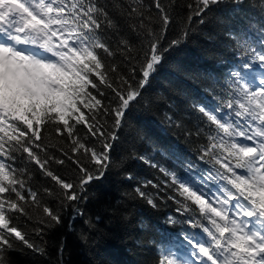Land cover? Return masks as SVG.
<instances>
[{"label": "snow or ice", "instance_id": "obj_1", "mask_svg": "<svg viewBox=\"0 0 264 264\" xmlns=\"http://www.w3.org/2000/svg\"><path fill=\"white\" fill-rule=\"evenodd\" d=\"M221 2L189 3L187 23L196 16L203 24L201 14ZM153 3L158 10L155 17L145 15L143 0H132L126 8L122 3L111 4L119 16L136 19L129 27L140 44L137 48L128 38L120 37L114 49L108 33L119 36L120 24L99 0H0V264H12L7 253L16 250L17 242L33 253L46 255V249L14 223L22 217L31 219L33 207L42 209L39 223L46 227L62 221L59 211L42 203L38 192L21 178L26 169L13 167L11 162L18 153H26L59 188V192L51 188L43 192L57 198L62 207L83 199L86 186L98 178L90 166L99 176L109 167L117 139L115 129L121 127L125 110L140 97L167 51L161 48V40L172 22L171 5L165 6L162 0ZM153 23L159 28H153ZM187 23L181 38L172 40L169 47L187 37ZM237 46L244 47L250 57L244 69H252V62L264 69V46L258 50L239 41ZM133 51L139 57L138 81L135 67L129 78L111 59L117 52L125 60L136 59ZM232 76V90L219 106L193 105L209 128L200 159L207 158L213 166L215 175L209 172L207 179L219 183L217 190L209 194L203 190V180H182L175 172L160 169L170 178L165 182L173 190L169 199L180 205L177 211L198 214L200 220L188 223L201 228L207 240L185 236L191 244V258L162 252L159 264H264V74L249 78L237 71ZM257 80L259 86H254ZM105 90L113 94L107 103L103 102ZM225 109L229 111L225 113ZM105 117L111 118L112 131L105 127ZM80 125L87 129L84 137L77 134ZM50 127L71 140L73 155L63 147L44 143V133ZM89 135L95 141L91 145L86 143ZM51 148H57L76 167L78 183L51 170L50 162L65 163V159L49 154ZM135 191L156 206L145 192ZM169 222L174 221L169 218ZM33 231L40 236L44 229Z\"/></svg>", "mask_w": 264, "mask_h": 264}, {"label": "trees", "instance_id": "obj_2", "mask_svg": "<svg viewBox=\"0 0 264 264\" xmlns=\"http://www.w3.org/2000/svg\"><path fill=\"white\" fill-rule=\"evenodd\" d=\"M99 3L108 7L120 24L119 36L108 33L110 45L115 49L120 37H125L139 48V40L129 27L136 19L119 16L111 7L112 3H122L126 8L132 0H99ZM162 3L171 5L168 11L172 22L161 40V48L167 51L141 89L140 97L125 110L121 127L115 129L117 139L113 141L104 175L99 176L90 166L98 178L86 186L84 198L62 207L57 198L43 192L44 188L59 192V188L54 187V182L39 171L26 153H18V158L11 162L17 169H26L21 178L38 192L42 203L59 211L62 217L60 225L46 227L39 223L42 209L33 207L31 219L22 217L14 221L31 241L46 249V255L33 253L17 242L16 250L7 253L12 264H159L162 252L191 249L185 236L195 240L205 235L201 228L188 223L190 219L200 220L198 214L177 211L180 205L169 199L173 190L165 183L170 178L160 169L175 172L182 180L197 181L196 176L209 172L215 175L207 158L200 159L201 148L208 143L205 133L209 128L193 105L219 106L228 98L230 84L235 83L233 72L245 75L260 68L257 62H252V69L243 68L250 57L237 42L258 50L264 46V0H241L239 4L222 0L201 14L203 24L199 23L201 17L196 16L187 23L191 12L187 5L194 4V0H162ZM143 4L145 15L155 17L158 10L153 0H143ZM185 23L187 37L169 47L172 40L181 38ZM152 27L159 28V24L153 23ZM131 55L136 59L125 60L119 52L111 59L126 77L133 75L131 69L135 67V81H138L141 78L139 57L135 51ZM105 91L107 98L103 102L107 103L113 94ZM228 111L225 109V113ZM105 119V127L112 131L111 118ZM86 133L84 126H77L80 137ZM44 135L45 144L58 145L73 155L69 148L71 140L66 134L60 136L50 127ZM93 142L94 138L89 135L86 143ZM40 154L43 158V153ZM49 154L65 159L63 165L50 162L51 170L67 181L78 183L80 173L72 162L57 148H51ZM137 188L150 196L156 206L140 197L135 191ZM169 218L174 222H169ZM37 228L44 229L40 236L33 231Z\"/></svg>", "mask_w": 264, "mask_h": 264}, {"label": "rangeland", "instance_id": "obj_3", "mask_svg": "<svg viewBox=\"0 0 264 264\" xmlns=\"http://www.w3.org/2000/svg\"><path fill=\"white\" fill-rule=\"evenodd\" d=\"M202 187H203V190H204L205 192H207L208 187H209V184H203ZM218 187H219V186H213V187H211V188H210L211 193H212V192H215V191L217 190ZM211 193H209V194H211ZM188 255H189V257L191 258L190 253H189Z\"/></svg>", "mask_w": 264, "mask_h": 264}, {"label": "bare ground", "instance_id": "obj_4", "mask_svg": "<svg viewBox=\"0 0 264 264\" xmlns=\"http://www.w3.org/2000/svg\"><path fill=\"white\" fill-rule=\"evenodd\" d=\"M186 161V159H183V162H185Z\"/></svg>", "mask_w": 264, "mask_h": 264}]
</instances>
